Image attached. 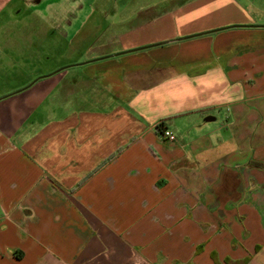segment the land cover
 <instances>
[{
	"label": "crops",
	"instance_id": "crops-1",
	"mask_svg": "<svg viewBox=\"0 0 264 264\" xmlns=\"http://www.w3.org/2000/svg\"><path fill=\"white\" fill-rule=\"evenodd\" d=\"M74 1L0 0V264H264V0Z\"/></svg>",
	"mask_w": 264,
	"mask_h": 264
},
{
	"label": "rangeland",
	"instance_id": "rangeland-1",
	"mask_svg": "<svg viewBox=\"0 0 264 264\" xmlns=\"http://www.w3.org/2000/svg\"><path fill=\"white\" fill-rule=\"evenodd\" d=\"M148 1L157 2V3L163 2L164 5L166 4V6L169 7V8H171L173 6H180L181 4H183V2H185V0H172L171 2H165L164 0H148ZM74 2H75L74 0H67V3H65L66 8H69L70 5L72 6L74 4ZM81 18H84V17H81ZM2 20H4V18L0 17V23H1ZM18 26H19V24H18ZM17 28H19V27H17ZM39 29L40 30L46 29V26H45V28L40 26ZM19 30H20L19 33H13L12 36H17L16 37L17 39L22 40V39L25 38L24 37L25 36V32L22 33V31H21L22 29L21 28ZM9 33H11V32H9ZM35 34H37V33H35ZM41 37L42 36L40 34L39 38H41ZM0 39H2V38H0ZM58 39H59L58 35H56V38L55 37H51L52 45H54L53 44L55 42L54 40H58ZM5 52H7V51L0 49V56L7 55V53H5ZM51 52H52V55H54V48H51ZM19 57H21V56H19ZM3 66H5V65H0V88H2V90L5 89L7 84H11L12 82H15V80L13 79V73L15 71L22 72L21 68H25V69H27V68L29 69L30 68V65H24V66H19V68L17 70H5V69L1 68ZM16 75H19V74H16ZM40 76H44V75H40ZM38 77H35L32 81H30V83H32ZM11 92H13V91H11Z\"/></svg>",
	"mask_w": 264,
	"mask_h": 264
},
{
	"label": "trees",
	"instance_id": "trees-1",
	"mask_svg": "<svg viewBox=\"0 0 264 264\" xmlns=\"http://www.w3.org/2000/svg\"><path fill=\"white\" fill-rule=\"evenodd\" d=\"M159 128H161V127H159ZM213 258L215 260V264H220V261H219V259L217 258L216 255H213ZM249 260H250V257H246V258H244L242 260H232L230 258H227L226 259V263H228V264H247L249 262ZM175 264H193V263H191V262H189V263H179V262H177Z\"/></svg>",
	"mask_w": 264,
	"mask_h": 264
},
{
	"label": "built area",
	"instance_id": "built-area-1",
	"mask_svg": "<svg viewBox=\"0 0 264 264\" xmlns=\"http://www.w3.org/2000/svg\"><path fill=\"white\" fill-rule=\"evenodd\" d=\"M161 123L158 124V129H160L162 136L165 137L167 140L169 141H175L176 140V136L168 129H164L163 126L161 125ZM161 127V128H159Z\"/></svg>",
	"mask_w": 264,
	"mask_h": 264
}]
</instances>
